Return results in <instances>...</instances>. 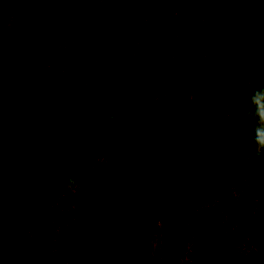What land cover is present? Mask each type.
Masks as SVG:
<instances>
[{
    "label": "trees",
    "instance_id": "1",
    "mask_svg": "<svg viewBox=\"0 0 264 264\" xmlns=\"http://www.w3.org/2000/svg\"><path fill=\"white\" fill-rule=\"evenodd\" d=\"M85 1L84 8H90V0ZM78 3L79 0H0V11H12V30L18 34L34 29L29 35H33L42 55L50 58L63 11ZM124 4L139 39L155 53L157 64L164 67L162 75L156 72L154 63H149L150 76L137 77L134 66L122 67L111 61L104 72V89L100 93L95 90L90 98L76 93L75 76H58L53 65L48 80L58 96L53 110L56 119L64 121L61 127L37 124L39 119L28 109L13 102L9 95H0V122L8 126L0 125V168L4 176L0 194L15 204L18 213L12 223L23 231L26 252L39 253L47 264H124L122 251L129 256L140 255L145 239L159 233L165 244L183 252L185 244H190L183 264H264V164L251 155L252 136L249 122L240 115L243 110L231 103L230 108H225L228 105L223 104L222 97L215 99V95L229 91L232 98H240L245 90L235 74L220 62L223 45L218 38H212L196 49L194 57L182 55L183 66L176 79V70L170 68V63L173 55L183 54L182 42L175 46L169 37L161 40L158 30L167 18L175 17L172 0H124ZM127 37L123 41L122 36L120 42L130 52ZM161 76L176 85L181 77L179 81L195 99L189 108L218 126L229 152L214 162L203 157L193 161L181 149L176 136L163 134L173 127L172 115L177 106L169 105L164 111L161 106L154 108L151 114L160 115L159 120H154L153 115L144 117L148 108L142 96L157 91ZM122 79L128 90L108 106L116 90L113 85L118 86ZM177 93H181L180 87ZM99 99L106 104L98 107L95 117L86 113L83 122L88 126L87 138L70 148L73 138L66 123H71V114ZM225 110L231 114L227 121ZM113 114L115 121L110 123ZM150 119L152 126L147 124ZM31 124L41 129L49 127L36 134L32 149L24 154L15 147ZM5 146L15 148L12 156ZM146 150L152 154L147 156ZM103 151L106 163L92 167L90 158ZM56 167L62 168L60 174ZM22 171L23 178L17 176ZM236 180L242 187L238 194L232 190ZM73 184L78 186V197L75 218L69 220L72 231L67 246L58 242L54 246L55 227L52 217L47 216L49 200L60 201L64 195L66 203L71 197L67 185ZM94 217L103 220L102 224L96 225ZM85 225L93 230L101 228L91 234L96 237L90 249L76 247L81 235L89 232ZM212 231L220 235L213 238ZM60 240L64 242L65 237ZM168 259H161L159 264H173Z\"/></svg>",
    "mask_w": 264,
    "mask_h": 264
},
{
    "label": "rangeland",
    "instance_id": "2",
    "mask_svg": "<svg viewBox=\"0 0 264 264\" xmlns=\"http://www.w3.org/2000/svg\"><path fill=\"white\" fill-rule=\"evenodd\" d=\"M85 2L79 0L78 4L68 6L63 11L61 16L63 22L54 36V49L50 58L42 55V49L33 41V35H29L34 29L28 30L25 35L18 34L12 30L14 20L12 11L9 12L7 8L0 11V95H9L13 102L28 109L39 119L36 121L39 125L42 122L49 126L61 127L64 123L60 118L56 119L57 114L53 110L55 99L58 98L55 90L51 89L52 83L48 80L53 65L58 76L59 74L75 76L78 82L76 93L90 98L95 94V90L100 93L104 89V72L111 61L122 67L134 66L137 68V77L150 76L149 63H154L158 74L162 75L164 70L162 65L157 64L155 53L139 39L137 30H134L135 22L127 18L129 12L124 7V0H90L88 9L84 8ZM172 2L175 5V17L167 18L164 24L158 25V30L161 40L164 36L169 37L175 46L177 42H182L183 54L173 55L171 59L173 62L170 63V68L176 70V79L179 78L183 66V60L180 58L182 55V58L194 57L197 48H201L212 38H218L224 47L220 57L221 64L230 74H235V78L239 79V84L245 90L240 98H232L229 91V94L215 95V99L222 97L223 104L228 105L225 108H230L231 104L240 107L243 110L240 115L245 118V98L254 86L264 83V0H172ZM183 4L186 7H183ZM85 27L89 29L85 30ZM122 36L123 41L128 38L129 51L132 53L126 52V46L120 42ZM25 61L26 64H23ZM161 78L157 83V91L146 92L142 96V102L148 108L144 117L149 119L153 115L154 120H159L160 115L155 117V114H151L154 108L161 106L164 111L169 105L177 106L175 114L172 115L173 127L164 130L163 134L176 136L181 149L193 161L194 158L203 157L208 162H214L216 158L229 152L231 149L221 137L218 126L189 108V104L195 99L179 81L181 77L178 85L170 78L162 76ZM125 82V79H122L117 83L118 86L113 85L116 90L113 91L112 101H109L108 106L114 105L125 94V90H128ZM175 85L176 91L173 89ZM177 87H180L182 94L177 93ZM48 90L53 91L55 95L54 93L51 95ZM210 96L212 97L213 93ZM206 98L208 102L209 95ZM104 102L105 100L100 99L94 103L89 101L80 108L79 113L71 114L69 119L71 123H66L73 138L69 142L70 148L81 144L87 138L88 126L83 123L86 113L95 117L98 114V107L106 104ZM193 105L199 108L198 105ZM180 115H183L184 119ZM224 115L225 121L231 117L230 111L225 110ZM150 122L147 124L152 126L151 119ZM0 125L8 128L2 122ZM32 126L34 124H31L15 147L21 148L24 154L32 149L36 134L44 132V127H49L45 125L41 129L39 126ZM15 148L5 146V151L12 156ZM145 154L149 156L152 153L146 150ZM106 155L103 151L91 157V166L96 168L106 163ZM61 169L56 167L57 173L60 174ZM18 175L23 178L25 172L22 171ZM3 177L0 168V183L3 182ZM239 184V180L233 184L232 190L235 194L240 190ZM2 189L0 187V190ZM67 190L71 197L66 203L62 199L64 195L60 196V201L58 198L49 200L51 206L47 216L52 217L55 227L52 238L54 246H57V242L64 247L67 246V239L72 231L70 221L75 218L74 206L77 202L78 186L67 185ZM14 205L0 194V264H47L39 253L26 252L23 231L12 223L18 213L15 212ZM206 205L209 206V201ZM256 215L257 213L253 214ZM103 220H106L104 216ZM103 220L94 217L96 225L102 224ZM83 227L89 232L81 235L76 247L84 245L86 248H93L96 235L91 234L98 233L96 231L101 228L94 227L93 230L87 225ZM211 235L216 238L220 232L212 231ZM61 237H65L64 242L60 240ZM143 244L140 255L129 256L122 251L120 258L124 260L123 263L159 264L161 259L169 258L173 264H183L191 250L188 242L184 246V252L180 248L170 247L162 241L159 233H151Z\"/></svg>",
    "mask_w": 264,
    "mask_h": 264
},
{
    "label": "clouds",
    "instance_id": "3",
    "mask_svg": "<svg viewBox=\"0 0 264 264\" xmlns=\"http://www.w3.org/2000/svg\"><path fill=\"white\" fill-rule=\"evenodd\" d=\"M245 119L249 122L252 136L251 155L258 162L264 164V83L254 86L245 98ZM114 114L109 122L114 123Z\"/></svg>",
    "mask_w": 264,
    "mask_h": 264
}]
</instances>
